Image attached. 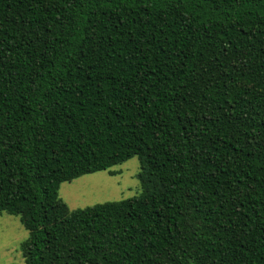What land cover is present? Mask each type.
<instances>
[{"label":"trees","instance_id":"1","mask_svg":"<svg viewBox=\"0 0 264 264\" xmlns=\"http://www.w3.org/2000/svg\"><path fill=\"white\" fill-rule=\"evenodd\" d=\"M2 213L24 264H264V0H0Z\"/></svg>","mask_w":264,"mask_h":264},{"label":"rangeland","instance_id":"2","mask_svg":"<svg viewBox=\"0 0 264 264\" xmlns=\"http://www.w3.org/2000/svg\"><path fill=\"white\" fill-rule=\"evenodd\" d=\"M138 172V158L132 156L124 163L106 170L62 182L58 190L59 196L71 209L132 198L141 192V185L136 177ZM27 235L28 232L17 216L7 213L0 215V264H24L21 243Z\"/></svg>","mask_w":264,"mask_h":264}]
</instances>
